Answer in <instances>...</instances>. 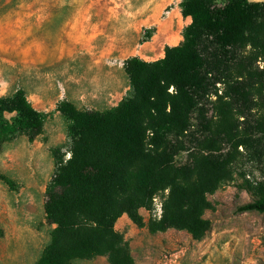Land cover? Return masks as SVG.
Listing matches in <instances>:
<instances>
[{
	"label": "trees",
	"instance_id": "obj_1",
	"mask_svg": "<svg viewBox=\"0 0 264 264\" xmlns=\"http://www.w3.org/2000/svg\"><path fill=\"white\" fill-rule=\"evenodd\" d=\"M183 17L192 22L184 40L166 46L164 58L148 62L134 57L125 72L134 95L110 110H80L63 101L58 110L68 120L70 158L55 153L56 171L47 186L45 212L55 225L51 242L36 264H73L75 260L107 257L109 264H135L128 243L116 229L124 216L139 227L140 213L149 210L160 192L169 190L163 215L150 222L152 233L170 229L201 240L212 228L205 212L214 195L232 175L235 149L255 148L264 155V119L241 133L236 121L246 118L264 96V2L183 0ZM220 85V86H218ZM216 97L217 122L205 128L211 136L204 150L185 164L179 139L192 127V116L205 100ZM7 114H15L12 120ZM46 115L24 91L0 97V147L17 134L30 140L45 127ZM254 200L243 212L264 213V182L248 185ZM3 236V232H0Z\"/></svg>",
	"mask_w": 264,
	"mask_h": 264
},
{
	"label": "rangeland",
	"instance_id": "obj_2",
	"mask_svg": "<svg viewBox=\"0 0 264 264\" xmlns=\"http://www.w3.org/2000/svg\"><path fill=\"white\" fill-rule=\"evenodd\" d=\"M216 1L223 6L231 0ZM182 2L0 0V97L24 91L46 115L44 130L34 140L21 133L0 147V264H36L51 242L55 225L47 220L45 204L56 171L54 155L68 160L73 146L69 122L58 105L70 101L80 110L104 112L132 97L126 61L138 57L154 62L164 58L166 46L183 42L189 24L181 13ZM255 66L262 70L264 61ZM216 99L205 100L193 114L191 130L179 139L184 149L178 164L204 150L211 136L205 125L216 127ZM6 117L12 120L15 114ZM263 119L261 95L236 123L245 135L249 125ZM257 137L264 140L262 133ZM220 147L234 161L231 178L209 196L213 209L205 218L212 221L211 230L201 240L175 229L152 233L150 222L163 215L153 200L149 210L140 211L144 227L128 215L116 223L135 264H264V213L239 210L254 200L246 186L264 182V155L255 148L235 149L226 139ZM168 194H157V204L164 206ZM73 264L109 261L98 256Z\"/></svg>",
	"mask_w": 264,
	"mask_h": 264
},
{
	"label": "built area",
	"instance_id": "obj_3",
	"mask_svg": "<svg viewBox=\"0 0 264 264\" xmlns=\"http://www.w3.org/2000/svg\"><path fill=\"white\" fill-rule=\"evenodd\" d=\"M153 200L155 201V204L158 206V210L160 212V215L163 214V206L157 204V202H158L157 198H154Z\"/></svg>",
	"mask_w": 264,
	"mask_h": 264
},
{
	"label": "crops",
	"instance_id": "obj_4",
	"mask_svg": "<svg viewBox=\"0 0 264 264\" xmlns=\"http://www.w3.org/2000/svg\"><path fill=\"white\" fill-rule=\"evenodd\" d=\"M185 20L187 21L188 24H190V23L192 22V19H191L190 17H186ZM182 39H183V38H182ZM179 43H180V42H179ZM179 43H178V44H179ZM178 44H176V45H178ZM176 45H175V46H176ZM145 61H148V60H145Z\"/></svg>",
	"mask_w": 264,
	"mask_h": 264
}]
</instances>
